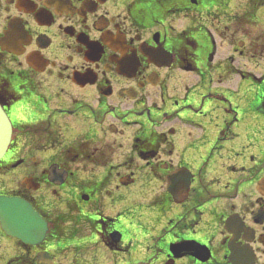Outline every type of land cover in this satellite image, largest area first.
Listing matches in <instances>:
<instances>
[{
    "label": "flooded vegetation",
    "instance_id": "af4514ba",
    "mask_svg": "<svg viewBox=\"0 0 264 264\" xmlns=\"http://www.w3.org/2000/svg\"><path fill=\"white\" fill-rule=\"evenodd\" d=\"M243 2L0 0V194L47 224H0V264H264V0Z\"/></svg>",
    "mask_w": 264,
    "mask_h": 264
},
{
    "label": "water",
    "instance_id": "95a60500",
    "mask_svg": "<svg viewBox=\"0 0 264 264\" xmlns=\"http://www.w3.org/2000/svg\"><path fill=\"white\" fill-rule=\"evenodd\" d=\"M11 137V123L0 109V159L5 155ZM170 182V181H169ZM0 221L8 235L36 244L42 239L46 223L24 199L0 195Z\"/></svg>",
    "mask_w": 264,
    "mask_h": 264
},
{
    "label": "rangeland",
    "instance_id": "374dc122",
    "mask_svg": "<svg viewBox=\"0 0 264 264\" xmlns=\"http://www.w3.org/2000/svg\"><path fill=\"white\" fill-rule=\"evenodd\" d=\"M237 1H239V3H240L239 6H240V8H242L243 7V4L245 2H243V0H237ZM245 60H246L245 57L241 58V61L242 62H244ZM210 165H211V163H210ZM4 184L11 185V177H9V176H2L1 177L0 176V189L3 188ZM0 240L2 242V245H5L7 243L6 240L3 239L1 236H0Z\"/></svg>",
    "mask_w": 264,
    "mask_h": 264
}]
</instances>
